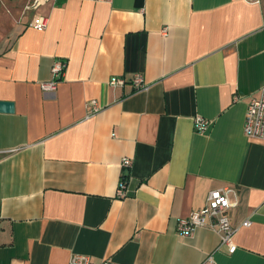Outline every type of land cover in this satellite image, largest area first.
Instances as JSON below:
<instances>
[{
	"label": "crops",
	"instance_id": "obj_1",
	"mask_svg": "<svg viewBox=\"0 0 264 264\" xmlns=\"http://www.w3.org/2000/svg\"><path fill=\"white\" fill-rule=\"evenodd\" d=\"M32 1L0 0V101L14 104L0 111V264H264V141L244 131L264 87V4ZM55 58L68 67L45 92ZM139 73L146 89L109 83ZM221 187L238 202L234 253L211 228L177 232Z\"/></svg>",
	"mask_w": 264,
	"mask_h": 264
},
{
	"label": "built area",
	"instance_id": "obj_2",
	"mask_svg": "<svg viewBox=\"0 0 264 264\" xmlns=\"http://www.w3.org/2000/svg\"><path fill=\"white\" fill-rule=\"evenodd\" d=\"M45 0H33L26 6L27 9L36 8ZM252 4H264V0H242ZM31 27L38 31H43L48 26V18L36 15L30 24ZM68 67L67 60L63 58H55L51 67V78L41 82V88L45 92H54L58 84L64 78ZM111 86H125L132 84L136 89H146L148 87L142 74H135L131 78L124 76H113L109 81ZM99 111L98 102L91 100L87 106V118ZM195 127L197 131L204 132L207 130L211 121L196 116ZM245 134L249 137L259 138L264 141V87L258 97L253 98L248 106L245 123ZM122 166L132 168L133 161L130 158H124ZM128 177L123 176L119 182L117 195L121 198L127 195ZM233 189L230 187H221L210 190L206 204L190 214L187 218H182L178 222L177 232L182 236H189L199 227H207L216 230L221 236V245H225L230 253H234L237 249L235 237L240 226H233L230 218V211L237 206L238 202L232 201L230 195ZM250 220H245L242 226H249ZM70 264H92L88 255L75 254L70 259ZM100 264H118L111 260H105ZM203 264H216L213 256H208Z\"/></svg>",
	"mask_w": 264,
	"mask_h": 264
},
{
	"label": "water",
	"instance_id": "obj_3",
	"mask_svg": "<svg viewBox=\"0 0 264 264\" xmlns=\"http://www.w3.org/2000/svg\"><path fill=\"white\" fill-rule=\"evenodd\" d=\"M0 111L13 112L14 104L12 102L0 101Z\"/></svg>",
	"mask_w": 264,
	"mask_h": 264
}]
</instances>
